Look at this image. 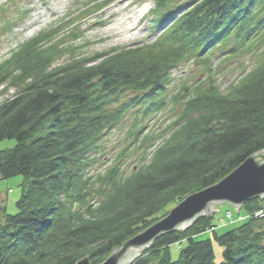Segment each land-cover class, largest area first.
I'll list each match as a JSON object with an SVG mask.
<instances>
[{
	"label": "trees",
	"instance_id": "obj_1",
	"mask_svg": "<svg viewBox=\"0 0 264 264\" xmlns=\"http://www.w3.org/2000/svg\"><path fill=\"white\" fill-rule=\"evenodd\" d=\"M169 1L153 0L161 30L150 43L80 58L74 45L57 42L62 29H53L0 60V85L17 87L0 102V140L15 139L0 150V177H23L17 211L2 210L0 264H75L84 256L100 264L185 196L264 148V0H190L173 9ZM73 28L68 36L80 39ZM232 37L246 50L262 47V63L226 91L213 80L183 87L173 95L181 105L173 131L143 150L139 165L88 173L104 131L141 98L114 105L118 90L147 92L151 100L165 91L173 68L189 58L211 68V56ZM65 53L71 58L56 63ZM240 211L244 219L221 233L214 215L162 233L130 264H264V197L244 201ZM212 240L222 247L219 262ZM176 242L184 244L173 259Z\"/></svg>",
	"mask_w": 264,
	"mask_h": 264
},
{
	"label": "rangeland",
	"instance_id": "obj_2",
	"mask_svg": "<svg viewBox=\"0 0 264 264\" xmlns=\"http://www.w3.org/2000/svg\"><path fill=\"white\" fill-rule=\"evenodd\" d=\"M187 1L190 0H170V9ZM96 4L99 6L93 8ZM153 8V0H0V60L7 57L19 44L40 32L53 29H62L56 37L57 42L59 45H74L75 51L72 53L80 58H95L97 52L150 43L161 30L158 29L159 23H154L160 17L153 18L150 13ZM128 26H131L129 30L126 29ZM72 27H75L73 28L75 31L77 29L81 31L80 39L73 40L68 36ZM240 43L232 37L227 44L215 51L211 56V68L205 67L197 59L189 58L180 63L171 70L172 79L165 91L151 94L152 101L143 97L147 92L128 88L118 90L117 103L114 105L141 98L138 100L139 103L127 110L114 126L104 131L102 138L94 146L96 152L92 154L87 166L88 173L102 171L116 163H122L126 173H129L133 167L139 165L143 150L151 152L153 146L161 144L169 136L170 131H173L171 123L181 107L175 104L173 95L183 87L213 80L226 91L228 84L259 66L263 60L262 47L246 50V45L239 46ZM68 54H63L64 56L56 63L68 60V56L71 58L70 53ZM16 88L9 84H1L0 102L13 95ZM154 102L160 107L157 111L152 110ZM158 103L164 105L160 106ZM14 145V138L0 140V150ZM22 182L23 177L19 174L8 178L0 177V222L4 219L2 213L4 206L9 214L17 211L16 201L22 193ZM240 208L236 211L234 206L223 203L214 206L218 211L204 215H214L217 219V230L221 233L237 226L244 219ZM261 213V210H257L254 216H261ZM193 222L194 220L190 225ZM178 231H182V228ZM210 233V231L200 233L197 237L205 239ZM183 244L176 242L171 246L173 259L178 257V250ZM212 245L214 261L219 262L223 259L222 247L215 240H212Z\"/></svg>",
	"mask_w": 264,
	"mask_h": 264
},
{
	"label": "water",
	"instance_id": "obj_3",
	"mask_svg": "<svg viewBox=\"0 0 264 264\" xmlns=\"http://www.w3.org/2000/svg\"><path fill=\"white\" fill-rule=\"evenodd\" d=\"M264 196V148L256 151L218 183L186 196L168 213L111 251L100 264H128L162 233L190 226L198 216L208 214L215 205L227 203L236 211L252 197ZM75 264H91L88 256Z\"/></svg>",
	"mask_w": 264,
	"mask_h": 264
},
{
	"label": "bare ground",
	"instance_id": "obj_4",
	"mask_svg": "<svg viewBox=\"0 0 264 264\" xmlns=\"http://www.w3.org/2000/svg\"><path fill=\"white\" fill-rule=\"evenodd\" d=\"M130 27H131V26H130ZM130 27L128 26L126 29H127V30H129V29H130Z\"/></svg>",
	"mask_w": 264,
	"mask_h": 264
}]
</instances>
